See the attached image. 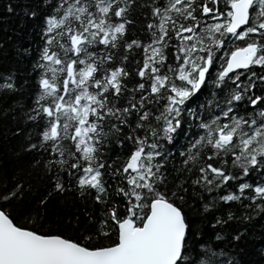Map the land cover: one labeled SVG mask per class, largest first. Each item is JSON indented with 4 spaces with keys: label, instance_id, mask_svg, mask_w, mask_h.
Returning <instances> with one entry per match:
<instances>
[{
    "label": "snow or ice",
    "instance_id": "obj_1",
    "mask_svg": "<svg viewBox=\"0 0 264 264\" xmlns=\"http://www.w3.org/2000/svg\"><path fill=\"white\" fill-rule=\"evenodd\" d=\"M19 7L30 102L0 72V117L30 159L0 164V264H242L264 220V0Z\"/></svg>",
    "mask_w": 264,
    "mask_h": 264
},
{
    "label": "trees",
    "instance_id": "obj_2",
    "mask_svg": "<svg viewBox=\"0 0 264 264\" xmlns=\"http://www.w3.org/2000/svg\"><path fill=\"white\" fill-rule=\"evenodd\" d=\"M31 2L32 0H0V72H13L18 89L24 85V88L15 94V99L22 104L30 102L28 94L31 90L30 86L25 84L31 59L30 56L24 55V49L29 48L31 53L38 38L36 21L24 17L19 5ZM8 4L13 6L12 13H7L5 10ZM3 106L4 102L0 101V107ZM12 126L11 118L0 117V164L23 167L30 157L21 152L20 139L7 133V128ZM56 206L54 204V208ZM59 207L61 211L68 212L74 210L76 205L71 197H67ZM247 233L250 239L245 240L237 258L242 264H264V259L258 252L264 247V220L257 218L248 227Z\"/></svg>",
    "mask_w": 264,
    "mask_h": 264
}]
</instances>
